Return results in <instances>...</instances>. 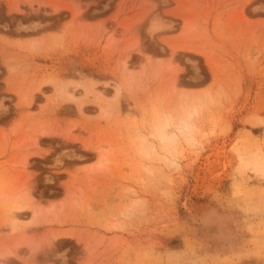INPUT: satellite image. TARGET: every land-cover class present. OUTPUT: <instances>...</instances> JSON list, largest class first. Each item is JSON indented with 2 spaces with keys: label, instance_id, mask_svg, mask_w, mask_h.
I'll list each match as a JSON object with an SVG mask.
<instances>
[{
  "label": "rangeland",
  "instance_id": "rangeland-1",
  "mask_svg": "<svg viewBox=\"0 0 264 264\" xmlns=\"http://www.w3.org/2000/svg\"><path fill=\"white\" fill-rule=\"evenodd\" d=\"M0 264H264V0H0Z\"/></svg>",
  "mask_w": 264,
  "mask_h": 264
},
{
  "label": "bare ground",
  "instance_id": "bare-ground-1",
  "mask_svg": "<svg viewBox=\"0 0 264 264\" xmlns=\"http://www.w3.org/2000/svg\"><path fill=\"white\" fill-rule=\"evenodd\" d=\"M57 11V10H56ZM125 64V63H124ZM126 65V64H125ZM75 88H76V85H75ZM118 92H119V90H118ZM167 116H168V114H167ZM170 116V115H169ZM168 116V117H169ZM170 120V119H169ZM168 124H170L169 122H168ZM185 125V124H184ZM183 125V126H184ZM166 127H167V124H166ZM171 127V126H170ZM180 127V126H179ZM188 127V126H187ZM186 127V128H187ZM168 128V127H167ZM185 128V127H184ZM185 128V129H186ZM167 131H168V129H166ZM179 130V129H178ZM170 133V132H169ZM168 135V134H167ZM174 135V134H173ZM171 136V135H170ZM165 140V139H164ZM23 204V203H22ZM17 205H18V203H17ZM26 205V204H25ZM22 206V205H21ZM14 207V206H13ZM18 207V206H17ZM12 209V208H11ZM19 209V208H18ZM22 209V208H21ZM20 210V209H19ZM13 213V212H12ZM213 213H210V215H209V218H208V220L210 221V222H216L217 221V217L215 216V215H212ZM13 215V214H12ZM208 217V216H207ZM204 221V220H203ZM220 221V220H219ZM221 222V221H220ZM219 222V223H220ZM204 223V222H203ZM209 223V222H208ZM226 225V224H225ZM223 236V235H222ZM230 238V237H229ZM226 240H228V239H226ZM234 240V239H233ZM227 242V241H226ZM233 244V243H232ZM227 247V246H226ZM228 249H230V248H228ZM231 250V249H230Z\"/></svg>",
  "mask_w": 264,
  "mask_h": 264
}]
</instances>
